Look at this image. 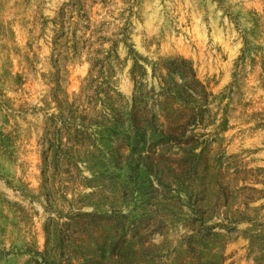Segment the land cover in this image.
Listing matches in <instances>:
<instances>
[{
  "label": "rangeland",
  "instance_id": "rangeland-1",
  "mask_svg": "<svg viewBox=\"0 0 264 264\" xmlns=\"http://www.w3.org/2000/svg\"><path fill=\"white\" fill-rule=\"evenodd\" d=\"M0 264H264V0H0Z\"/></svg>",
  "mask_w": 264,
  "mask_h": 264
},
{
  "label": "trees",
  "instance_id": "trees-1",
  "mask_svg": "<svg viewBox=\"0 0 264 264\" xmlns=\"http://www.w3.org/2000/svg\"><path fill=\"white\" fill-rule=\"evenodd\" d=\"M187 67L189 68V70H191V68L188 66V64H187ZM192 71V70H191ZM193 77H194V75H193Z\"/></svg>",
  "mask_w": 264,
  "mask_h": 264
}]
</instances>
